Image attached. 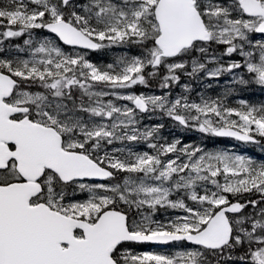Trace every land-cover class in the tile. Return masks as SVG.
<instances>
[{
	"label": "snow or ice",
	"instance_id": "1",
	"mask_svg": "<svg viewBox=\"0 0 264 264\" xmlns=\"http://www.w3.org/2000/svg\"><path fill=\"white\" fill-rule=\"evenodd\" d=\"M255 34L264 0H0V264H264V161L141 120L264 145V101L229 103L264 90ZM113 47L137 51L89 57Z\"/></svg>",
	"mask_w": 264,
	"mask_h": 264
},
{
	"label": "rangeland",
	"instance_id": "2",
	"mask_svg": "<svg viewBox=\"0 0 264 264\" xmlns=\"http://www.w3.org/2000/svg\"><path fill=\"white\" fill-rule=\"evenodd\" d=\"M104 51H105V54L108 56V58H110V62H111V60L116 59L120 55L129 54V53L135 54V52L137 51V49H135L134 47L133 48H130V49H126L124 47H113V48H109V49H104ZM111 58H113V59H111ZM107 63L108 62H100V65H105ZM183 78H185V76H183L182 79H181V85L182 84H188L186 81L183 82ZM178 86H179V88L176 85L172 89V96L175 97V96L180 95L182 93L185 94V95H187V92L188 91L185 92V90L180 85H178ZM146 91H148V92H154L155 94H163V91L164 90L159 89L157 85L153 84L152 88L151 89H146ZM157 91H159L160 93H158ZM216 94H219V93L207 94V95L213 96V95H216ZM119 103H127V102L126 101H120ZM141 120H142V123L145 124V125H153V124H157V123H163L165 125V127H164L165 129H169V127H170L171 130H172L173 127L179 128L176 125L175 122H174V125H171L170 126V122L165 121V120H168V118H162L158 113L155 114V115H145V116H142L141 117ZM165 129H163V130H165ZM163 130H162V135L166 139H168V140L174 139L172 137V132L169 135L168 133H166L168 131L163 132ZM181 141L183 143H185V144H194V142L192 140L190 141V139L187 140V141H183V140H181ZM195 145H197V144H195ZM226 149L229 150V151H232V149H230V148H226ZM138 150H143V149L142 148H138ZM208 150H211V149H208ZM212 150H216V149L213 148ZM237 154H240V153H237ZM175 214H178V212L172 210V213L168 214L166 217H163V218L160 217L158 219H166V218H168V216L175 215ZM176 250H178V247H175L172 250L170 249L169 251H176Z\"/></svg>",
	"mask_w": 264,
	"mask_h": 264
}]
</instances>
